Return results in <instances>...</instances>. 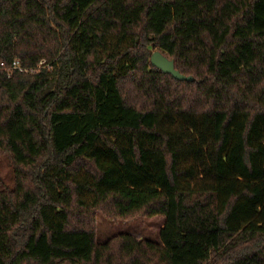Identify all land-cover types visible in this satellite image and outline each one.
Segmentation results:
<instances>
[{
  "label": "trees",
  "instance_id": "trees-1",
  "mask_svg": "<svg viewBox=\"0 0 264 264\" xmlns=\"http://www.w3.org/2000/svg\"><path fill=\"white\" fill-rule=\"evenodd\" d=\"M15 59L0 264H264V0H0ZM98 213L161 214L160 242L98 243Z\"/></svg>",
  "mask_w": 264,
  "mask_h": 264
},
{
  "label": "rangeland",
  "instance_id": "rangeland-1",
  "mask_svg": "<svg viewBox=\"0 0 264 264\" xmlns=\"http://www.w3.org/2000/svg\"><path fill=\"white\" fill-rule=\"evenodd\" d=\"M2 170L5 173L9 170L5 162L2 164ZM163 222L164 216L161 214L139 215L130 219H111L98 213L95 217L96 240L98 243H104L114 235L131 234L137 239L160 242L159 231Z\"/></svg>",
  "mask_w": 264,
  "mask_h": 264
},
{
  "label": "water",
  "instance_id": "water-1",
  "mask_svg": "<svg viewBox=\"0 0 264 264\" xmlns=\"http://www.w3.org/2000/svg\"><path fill=\"white\" fill-rule=\"evenodd\" d=\"M150 62L161 69L165 73H170L173 77L181 80H191L193 77L190 75H184L180 73L174 67L173 59L169 58L165 53L161 52L160 50H154L150 57Z\"/></svg>",
  "mask_w": 264,
  "mask_h": 264
},
{
  "label": "built area",
  "instance_id": "built-area-1",
  "mask_svg": "<svg viewBox=\"0 0 264 264\" xmlns=\"http://www.w3.org/2000/svg\"><path fill=\"white\" fill-rule=\"evenodd\" d=\"M42 62L38 64V67L40 66ZM0 67H2L5 71L7 76H11L12 72L14 70H19V71H35L36 68H24L20 65L19 61L17 59L13 60L10 64H6L5 62L1 61L0 62Z\"/></svg>",
  "mask_w": 264,
  "mask_h": 264
}]
</instances>
